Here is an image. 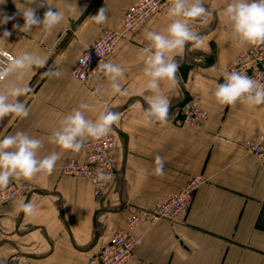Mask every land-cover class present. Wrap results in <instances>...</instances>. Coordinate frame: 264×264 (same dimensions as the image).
I'll return each mask as SVG.
<instances>
[{
  "label": "crops",
  "instance_id": "1",
  "mask_svg": "<svg viewBox=\"0 0 264 264\" xmlns=\"http://www.w3.org/2000/svg\"><path fill=\"white\" fill-rule=\"evenodd\" d=\"M135 1L49 0L63 19L51 28L34 26L28 32L13 27L23 23L18 8L25 7L27 0L0 4V15L13 17L8 21L12 23L0 25V32H10L0 45L14 55L28 51L45 61L43 67H32L19 77L13 73L0 84V89L10 83L31 88L15 98L24 102L28 115L0 119V137L24 131L41 139L38 156L59 155L50 174L10 177L8 184L25 182L29 192L2 209L0 264H85L126 226L125 203L149 207L193 176L206 182L197 189L188 214L176 222H142L132 230L140 241L124 264H264V160L244 146L246 139L264 132V104L221 105L212 95L231 60L251 46L231 33L223 16L227 0H204L205 7L214 11L190 21L192 30L201 35L199 48L189 50L186 42L181 56L174 57L179 65L176 81L158 83L157 91L169 102L164 123L144 119L145 101L153 93L144 88L139 50L147 44L146 30L166 27L167 9L139 30L123 34L108 58L124 68L119 82L129 95L111 94L103 74L87 82L73 76L84 48L103 30H121L124 13ZM31 6L42 17L49 5ZM101 7L106 19L97 24L91 16ZM186 100L197 101L207 112L200 127L175 123ZM80 103L91 105L90 110H82L89 119L105 108L119 117L109 130L116 140L115 178L99 196L94 195L89 178L61 169L69 160L82 162L83 148L73 152L48 141L63 115ZM90 140L95 139L85 137L82 146ZM156 155L164 161L161 175L152 172ZM21 201L34 204L33 215L19 210Z\"/></svg>",
  "mask_w": 264,
  "mask_h": 264
},
{
  "label": "clouds",
  "instance_id": "2",
  "mask_svg": "<svg viewBox=\"0 0 264 264\" xmlns=\"http://www.w3.org/2000/svg\"><path fill=\"white\" fill-rule=\"evenodd\" d=\"M5 0H0V4ZM35 3L38 7L49 5L42 17L37 16L31 6ZM214 9L205 7L204 0H170L167 16L169 22L162 31L146 30L144 40L147 44L139 50L143 62V74L146 78L144 88L151 90L152 96L146 99L144 119L149 122L164 123L169 118V102L158 91V83L162 80L175 82L179 68L174 58L184 52L186 42L190 49H198L202 38L198 32L190 27V21L203 19L211 14ZM23 23L14 24L20 32H28L34 26L51 28L63 19V13L58 11L49 0H27L23 8H18ZM223 16L229 21L230 31L242 43L259 45L264 43V0H227L223 7ZM12 16L0 15V25H4ZM106 19L105 8L101 7L91 16V20L101 24ZM10 32L5 29L0 32V40H7ZM181 56V55H180ZM45 61L38 55L24 51L17 55H10L0 50V80L15 73L18 77L32 67H43ZM98 69L109 81L111 94L121 96L129 95L123 88L119 78L124 73V68L105 61L98 65ZM49 75H59L50 72ZM223 82L215 84L212 95L217 103L231 105L240 101L249 106L264 104V83L259 82L243 71H223ZM31 88L25 84L17 86L10 83L0 89V119L8 115L26 117L28 108L23 101L15 98L29 93ZM12 98V99H10ZM91 105L80 103L72 108L59 120V126L54 128L48 136V141L61 149L78 152L85 137L99 139L105 136L112 125L118 120V114L110 108L100 111L94 119L86 117L85 111ZM42 147L39 138L32 137L24 131H16L10 135L0 137V188L8 185L10 177H23L31 179L37 173L50 174L59 158L57 152H50L38 156L37 152ZM164 161L159 156L154 157L152 172L161 175ZM143 171V170H141ZM110 174L100 171L97 180L106 181ZM19 210L31 216L35 206L31 202L21 201Z\"/></svg>",
  "mask_w": 264,
  "mask_h": 264
},
{
  "label": "built area",
  "instance_id": "3",
  "mask_svg": "<svg viewBox=\"0 0 264 264\" xmlns=\"http://www.w3.org/2000/svg\"><path fill=\"white\" fill-rule=\"evenodd\" d=\"M170 0H136L124 13L121 30H103L78 56L73 68V76L87 82L96 75L103 74L98 65L108 61L121 37L125 33L139 30L152 15L166 10ZM0 50L14 55L3 48ZM227 71H243L261 83H264V43L251 45L242 51L226 67ZM5 80V79H4ZM0 80V84L4 81ZM223 81V77H222ZM181 116L176 120L180 126L200 127L208 114L197 101L186 100L180 105ZM244 146L249 154L264 160V132L246 139ZM84 160H69L61 169L65 174L89 178L93 185V193L99 196L113 182L116 174V140L112 132L105 136L85 142L82 146ZM103 171L110 174L106 181L97 180V173ZM206 182L202 176H193L178 190L165 193L149 207H138L131 203L124 204L128 214L126 226L113 233L101 249L87 259L85 264H124L134 256L139 238L132 230L142 222L152 224L159 220L180 221L188 214L197 189ZM29 192L27 183H10L0 188V214L4 205Z\"/></svg>",
  "mask_w": 264,
  "mask_h": 264
},
{
  "label": "rangeland",
  "instance_id": "4",
  "mask_svg": "<svg viewBox=\"0 0 264 264\" xmlns=\"http://www.w3.org/2000/svg\"><path fill=\"white\" fill-rule=\"evenodd\" d=\"M167 9H168V8H167ZM160 12H161V11H160ZM157 13H158V12H157ZM155 14H156V13H155ZM152 16H153V15H152ZM152 16H151V17H152ZM151 17H150V18H151ZM8 23H12V22H8ZM146 23H147V22H146ZM146 23H145V24H146ZM122 24H123V21H122ZM145 24H144V25H145ZM144 25H143V26H144ZM7 27H8V26H7ZM5 49H6V48H5Z\"/></svg>",
  "mask_w": 264,
  "mask_h": 264
}]
</instances>
